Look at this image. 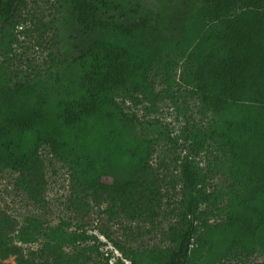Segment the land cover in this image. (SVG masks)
Here are the masks:
<instances>
[{
    "label": "trees",
    "instance_id": "1",
    "mask_svg": "<svg viewBox=\"0 0 264 264\" xmlns=\"http://www.w3.org/2000/svg\"><path fill=\"white\" fill-rule=\"evenodd\" d=\"M59 61L52 77L10 66L25 0H0V172L44 201L41 148L70 168L79 195L107 202L131 220L161 208L152 160L157 136L121 100L152 105L161 98L149 73L160 63L181 68V79L212 112L207 125L184 131V191L167 247L125 253L126 264H219L254 257L264 264V0H57ZM167 82L175 80L166 77ZM163 131H160L162 134ZM215 146L226 164V187L209 192L191 157ZM224 202L215 223L201 205ZM22 243L44 237L24 254L0 235V264H79L70 254L84 234L45 227L28 217ZM15 255V263L4 262Z\"/></svg>",
    "mask_w": 264,
    "mask_h": 264
},
{
    "label": "rangeland",
    "instance_id": "2",
    "mask_svg": "<svg viewBox=\"0 0 264 264\" xmlns=\"http://www.w3.org/2000/svg\"><path fill=\"white\" fill-rule=\"evenodd\" d=\"M57 0H25L23 20L16 29L18 42L14 44L9 63L15 71L29 75L52 77L57 72L59 61ZM0 52V65H5ZM155 91L161 98L152 105L144 100L135 104L121 100L127 112L133 113L147 125L150 133L157 136L156 151L152 165L159 185L161 208L155 216L131 220L125 215L108 211L107 202L96 203L93 197L79 195L75 190L68 165L52 153L49 146L41 148V161L45 177L43 202H35L18 185L19 173L11 169L0 172V235L5 241L22 246L24 254L40 249L44 237L34 243H22L17 231L28 217L40 219L44 226L62 225L69 232L84 234L85 239L76 246H68L70 254L82 253L79 264H126L125 253L132 248L167 247L172 244L169 233L175 224V211L183 197L181 163L188 154L184 131L193 124L207 125L212 112L204 107L200 97L191 92V87L181 79V68L166 70L163 63L149 73ZM169 77L174 82H167ZM160 131H163L160 134ZM195 164L206 174L207 191L214 192L226 187L229 181L223 157L215 146L207 147L199 155L191 156ZM224 202L219 204L223 206ZM217 206V207H219ZM211 202L201 205V218L215 223L224 214ZM3 246L0 241V252ZM1 260V259H0ZM4 262L15 263V255ZM219 264H242L232 260ZM249 264H261L254 257Z\"/></svg>",
    "mask_w": 264,
    "mask_h": 264
}]
</instances>
